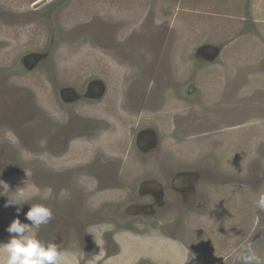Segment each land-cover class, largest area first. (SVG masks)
<instances>
[{
  "label": "rangeland",
  "instance_id": "obj_1",
  "mask_svg": "<svg viewBox=\"0 0 264 264\" xmlns=\"http://www.w3.org/2000/svg\"><path fill=\"white\" fill-rule=\"evenodd\" d=\"M262 190L264 0H0V242L44 203L63 264H236L264 257Z\"/></svg>",
  "mask_w": 264,
  "mask_h": 264
},
{
  "label": "clouds",
  "instance_id": "obj_2",
  "mask_svg": "<svg viewBox=\"0 0 264 264\" xmlns=\"http://www.w3.org/2000/svg\"><path fill=\"white\" fill-rule=\"evenodd\" d=\"M30 199V192L24 186L18 187L4 207L17 206L19 214L22 205ZM254 204L259 212H264V190L258 193ZM52 218V208L39 203L31 204L25 214L29 223L21 222L19 216L13 219L6 229L10 238L0 242V264H63L64 255L59 244L41 239L36 231L42 225H47ZM235 260L236 264H264V257L259 255L255 242L251 240L241 246Z\"/></svg>",
  "mask_w": 264,
  "mask_h": 264
},
{
  "label": "flooded vegetation",
  "instance_id": "obj_3",
  "mask_svg": "<svg viewBox=\"0 0 264 264\" xmlns=\"http://www.w3.org/2000/svg\"><path fill=\"white\" fill-rule=\"evenodd\" d=\"M120 66V65H119ZM127 66H130L129 64H127ZM132 67V66H131ZM180 83V82H179ZM158 84H159V82H158ZM160 85V84H159ZM159 85H157V86H159ZM161 87V86H160ZM185 87V86H184ZM173 88H174V90L175 89H182V86H180V84L179 85H175V86H173ZM185 90L187 89V94L189 95V96H194L197 92H198V88H197V86L196 85H194L193 83H191V84H188L187 85V87L186 88H184ZM166 90V89H165ZM166 92V91H165ZM190 92V93H189ZM178 93L180 94V91H178ZM64 97H65V99L66 98H69L70 97V94H64ZM114 98H116V101L120 98V96H119V94L117 95V96H113ZM180 98V97H179ZM166 104H165V106L168 108V101L167 102H165ZM165 107V108H166ZM165 108H164V112H165ZM163 112V113H164ZM131 114V113H130ZM124 117V116H123ZM118 125H119V122H118ZM142 129H138L137 130V132H136V136H135V143H136V146H137V148H138V150L140 151V152H143L144 154H145V157H144V159L146 160L145 162H147V147H149V146H151L153 143H151V142H147V140L148 141H152V138H151V135L149 134V133H147V127L146 126H143V127H141ZM119 136H120V134L119 135H115L114 136V138H113V140H114V145L116 146V145H124V144H126V142L124 141V140H122L121 138L119 139ZM150 139V140H149ZM92 139L90 138V141H91ZM107 139H100V144H99V148H103V149H105V147H104V142L106 141ZM124 143V144H123ZM90 142H86V145H89L90 146ZM77 145H79V144H77ZM76 145V146H77ZM92 146L94 147V149L96 150L95 152H97V150H100L96 145H94V144H92ZM121 147V149H122V147L123 146H120ZM133 163H134V165H136V163H135V161L132 159L131 160ZM144 166L145 167H147V163H146V165L144 164V162L143 163H140V164H137L136 165V167H141V168H144ZM145 177H147V176H145ZM173 178V180L171 181L172 183H175V182H177L178 180H180V182L179 183H183V182H185L186 181V179L187 178H184V176L183 175H178V176H173L172 177ZM152 181H155V182H152V183H155V184H159V181L155 178V179H153ZM188 181H190L189 179H188ZM144 182H146L147 183V179L144 181ZM149 185V182L147 183V185L145 184L142 188H143V190H147V186ZM175 186V185H174ZM166 188V187H165ZM139 190H140V188H139ZM139 192V194H141L140 193V191H138ZM141 198V197H140ZM139 198V199H140ZM144 204V203H143ZM128 209H130V211H132V212H134L136 209L138 210L136 213H142V212H145V213H147V210L146 209H150L151 211H153L154 209H155V207H149V206H141V207H128ZM61 220H63V221H65L64 219H61ZM64 224V223H63ZM67 226L69 225V224H67V223H65ZM71 224H72V222H71Z\"/></svg>",
  "mask_w": 264,
  "mask_h": 264
},
{
  "label": "crops",
  "instance_id": "obj_4",
  "mask_svg": "<svg viewBox=\"0 0 264 264\" xmlns=\"http://www.w3.org/2000/svg\"><path fill=\"white\" fill-rule=\"evenodd\" d=\"M243 37V36H242ZM238 39H240V38H238ZM242 39V38H241ZM243 41V40H242ZM232 43H234V41L232 40L231 42H228L227 43V45H225L224 46V48H223V51H222V53H224V55L227 57V56H229L230 55V49H231V45H233ZM222 49V48H221ZM230 58V57H229ZM231 59V58H230ZM186 61V60H185ZM181 63H182V65H183V70H181V72L183 73V71H184V69H185V67H186V62H184V57L182 56V61H181ZM218 64V63H217ZM204 75H207L208 76V74H206V70L205 69H203L202 71H197V75H195L194 77L195 78H197V81H196V83L195 82H193V84L194 85H196L197 87H198V89H201V86H205L206 87V84H205V80H207L208 78H204ZM214 79V80H213ZM213 82L215 83L216 82V77H215V75H214V77H213ZM183 81H185L184 79H183ZM209 86H213L212 84L211 85H208L207 87H209ZM213 87H215V86H213ZM196 95H198V92L194 95V96H192V97H195ZM172 96H174V95H171V97ZM172 98H174V97H172ZM170 100H172V99H170ZM178 100V99H177ZM177 100L175 99V100H173V102H177ZM182 102H184V101H182ZM195 102H197V100H194V98H191V100H190V103H195ZM168 103H172V102H168ZM187 103V102H186ZM192 104H191V106L190 107H192ZM170 248V251H169V254H170V258H169V256H163V257H165V259H166V261L168 262V263H171L172 261H171V255H173V253L172 252H175V254L177 255V257H179L178 255L180 254V256H181V253H179L180 252V249L179 248H177L176 246H174V250L171 252V247H169ZM166 250V249H165ZM169 249H167V251H168ZM166 251V252H167ZM164 254V253H163ZM162 255V254H161ZM173 258H177L175 255L174 256H172ZM182 259H184V257L182 256Z\"/></svg>",
  "mask_w": 264,
  "mask_h": 264
}]
</instances>
